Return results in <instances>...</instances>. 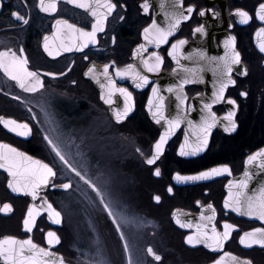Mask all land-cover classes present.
<instances>
[{"label": "flooded vegetation", "instance_id": "obj_1", "mask_svg": "<svg viewBox=\"0 0 264 264\" xmlns=\"http://www.w3.org/2000/svg\"><path fill=\"white\" fill-rule=\"evenodd\" d=\"M38 2L2 0L0 51L26 54L28 67L33 71L66 72V75L57 78L45 75V88L29 93L0 70V117L27 122L32 127L31 135L22 137L0 123V143L48 163L56 170L54 183L70 184V187L61 190L49 186L42 191L61 212L62 224H54L43 213L29 232L24 229L23 221L34 201L28 195L11 192L9 176L0 170V208L10 204L13 209L10 213L0 211V239L31 237L37 244L76 264H213L225 253L250 260L252 264H264V247H245L240 243L244 232L264 227L263 221L224 208L229 182L246 171L248 156L264 147V55L254 43L255 32L264 27V22L257 17L258 5L264 0H183L185 14L190 5L195 6V11L159 49L163 69L172 67L171 45L177 40L191 38L193 30L204 24L202 10L220 13L228 9L232 22L230 31L236 38L242 64L233 71L236 84L228 87L225 100L237 101L234 120L238 126L232 132L216 127L205 153L189 159L178 154L185 133L183 126L167 145L161 159L152 166L145 161L151 156V145L160 131L152 123L145 106L154 83L136 90L129 82H120L114 77L119 87L132 92L135 101L134 112L124 122L117 123L112 110L123 106V97L117 94L113 107L106 105L100 98L99 85L84 73L92 63L102 70L104 64L114 61V67L109 69L114 75L115 67L132 61L133 51L141 42L142 30L155 17V0H149L151 8L147 14L140 7L143 0H113L118 5L117 10L108 18L105 31L98 33V44H90L83 52L63 53L57 58L49 57L42 47L44 35L55 32V20L63 18L91 30L94 18L67 0H59L55 14L41 12ZM120 5H127L126 11ZM236 9L249 12L252 20L241 23ZM16 12L28 19V23L17 19L13 15ZM120 16L124 17L122 21ZM112 36H115V44ZM245 67L248 74L241 76ZM69 68L71 70L67 71ZM200 91L202 88L195 85L187 88L189 96ZM241 92L248 95L242 96ZM213 110L218 116L227 114V106L222 103ZM43 131L59 150V156L50 151ZM223 165L230 168V173L209 181L182 184L174 179L176 173L192 175ZM156 167L161 169L159 177L153 174ZM169 186L172 193L168 192ZM156 195L161 197L159 202L154 200ZM35 202L40 203V199ZM207 205L216 209L215 224L219 231H223L225 220L237 226L219 250L203 245L189 246L186 236L195 229L185 231L173 219L179 209L183 220L191 221L185 215L190 214L193 216L191 222L198 223L200 218L194 220V217H200L201 212L211 215ZM48 231L57 233L59 244H47ZM157 256H161V260H157ZM0 264L3 263L0 261Z\"/></svg>", "mask_w": 264, "mask_h": 264}, {"label": "snow or ice", "instance_id": "obj_2", "mask_svg": "<svg viewBox=\"0 0 264 264\" xmlns=\"http://www.w3.org/2000/svg\"><path fill=\"white\" fill-rule=\"evenodd\" d=\"M68 3L78 6L80 9L86 10L94 18V22L91 24V30L79 27L76 24L70 23L68 20L58 18L55 20V32L52 35H44L43 37V50L51 58H57L62 56L63 53H71L73 51L83 52L88 48L90 44H98V33L105 31L107 21L110 16L117 10V3L113 0H67ZM59 0H39L38 8L45 14H55L58 11ZM0 7H2V0H0ZM144 13H149L151 4L149 0H143L140 5ZM120 8L125 10L127 5H120ZM161 8L170 9L165 12V16L168 18L169 23L166 27H161L153 19L152 23L143 29L144 43L137 46L134 55L139 58V62L144 69L149 73H155L160 70L163 63V57L160 56L158 51H153L145 58L144 53L147 52L149 45H154L157 49L168 42V38L174 34L182 21L190 19V14L195 11V6L190 5L187 8L185 14L183 10V0H162ZM207 10H202L200 15H205ZM215 15V13H213ZM236 14L240 18V22L247 24L252 20V16L243 9H236ZM13 15L21 20L24 24L28 23V19H25L19 12L13 13ZM257 17L259 21L264 22V3H260L257 9ZM124 19L120 16V20ZM197 33H205L203 26H199L195 29ZM256 36L258 39V48L264 53V27H261ZM112 43L115 44V36H112ZM186 39L175 41L171 45L169 55L176 61L177 65L182 70V78L179 84L175 86H169L167 91L169 93H176L178 100L177 108L180 109L176 112L174 118H169L166 112L165 97L161 94L159 86L152 88L153 99L149 100L148 111L152 114L153 119L157 124L161 121H165L167 127L162 135L154 144V151L152 155L146 158V164L148 166L155 165L164 153L165 146L168 140L175 134V131L184 122L187 114V101L188 97L183 93L185 85L196 82H203L202 73L207 66H211L215 81L213 83V93L210 102H204L201 100L203 108L207 110V115L202 117L201 123L195 124L189 121V127L195 128V140L190 141L186 135L184 142L180 145L179 154L181 156H193L203 152L209 142V136L218 122L214 112L211 111L212 107L225 99V93L229 86H234L236 80L233 78V71L235 66L241 65L242 57L241 53L236 48L235 36H230L224 41L225 54L221 57H209L206 52H202L199 49L195 51L196 67L189 68L181 63V57L184 59H194L192 54L185 56L182 52V47L187 44ZM20 52L24 50L21 47ZM88 59L87 56L84 57ZM74 64L75 61H72ZM29 61L27 55H18L15 51L6 50L0 51V70L6 74L11 80L16 81L19 88L29 92L36 93L45 88L43 77L46 75L51 78H57L66 75V72L53 73L41 71H33L29 67ZM115 62L104 64L102 70L98 69L95 63H92L84 75L91 78L101 90V100L109 106L116 103L115 97L119 94L123 97V106L114 107L112 114L117 123L124 122L130 114L134 112L135 101L131 91L125 87H119L114 77L118 78H130L135 84L136 88H143L149 83V76L137 67L136 64H129L124 68L115 67L114 75L110 73L109 69L114 67ZM69 68L67 71H70ZM248 70L245 67L240 73L241 76H247ZM73 84L76 81H72ZM242 96H247V92H241ZM228 103L236 106L237 101L235 99H229ZM195 110V106H192ZM43 111V108L41 107ZM235 109L227 113L224 117L226 123L224 124V130L226 132H232L237 128V124L234 120ZM34 120L36 117L32 114ZM0 123H2L10 132L22 137H28L32 133V127L27 122H19L15 119H5L0 117ZM39 124V120H36ZM54 130V128H53ZM43 137L49 146V149L54 155L59 156V150L52 142L46 132L43 131ZM139 151V150H138ZM143 155V153H141ZM259 161V168L264 170V149L248 156L247 164L253 165L254 162ZM0 169H5L10 176L8 180V187L16 193H24L30 195L33 201L40 199V194L44 189L51 186L53 189L67 190L69 185H56L54 183L57 177L54 167L45 163L42 160L35 159L28 156L26 153L20 152L18 149L11 145L0 143ZM230 168L227 165L213 167L205 171L193 175H181L176 173L174 179L178 183H186L189 181H206L213 177L220 176L223 173H230ZM155 176L161 175V169L156 167L154 169ZM254 179V175L251 171L244 173V178L236 181L229 182L228 196L224 201V208L230 209L235 213L250 218H258L260 221H264V184L258 187L254 191H249L250 184ZM168 192L172 193L171 186L168 188ZM154 200L159 202L161 197L159 195L154 196ZM197 203H200L199 201ZM202 207H204L202 205ZM207 210H210L211 215L205 216L204 212H201L200 222L193 224L191 221H185L182 219L180 210L177 209L174 214V220L181 228L192 229L195 231L186 236V243L191 246H197L204 244L208 249L219 250L222 249L224 243L231 237V233L236 229V225L229 223L227 220L223 221V231H219L216 227L215 220L217 217L216 209L213 205H207ZM10 204H5L0 211L4 213H10L12 211ZM44 212L48 213V219L56 225L62 224V214L58 211L51 202L47 201L46 197L42 200V203L38 206L33 203L26 214V218L23 221V226L26 231H31L36 223V219ZM47 244L54 246L59 244V236L54 231H48ZM241 245L245 247H252L259 245L264 247V227L255 228L251 231L244 232L240 237ZM54 256V253L50 248L40 247L31 237L27 239H19L14 236H6L0 239V261L3 264H62V258L58 261L49 259ZM226 258H230L228 264H252L250 260L241 262L237 257L231 253H225L224 256L215 260L213 264H226ZM157 260H161V256L156 257Z\"/></svg>", "mask_w": 264, "mask_h": 264}, {"label": "water", "instance_id": "obj_3", "mask_svg": "<svg viewBox=\"0 0 264 264\" xmlns=\"http://www.w3.org/2000/svg\"><path fill=\"white\" fill-rule=\"evenodd\" d=\"M161 3H162V0H156V11H155V17H154V19L156 20V22H157L158 25H160L161 27H166L167 24L169 23V20L165 16V12L166 11H170V9L161 8ZM213 13H215V15ZM202 16H203L204 24L201 25V26L204 27L206 34L195 32V29H196L195 28L193 30L192 37L191 38H185L188 41V43L185 44L182 47V52H183V54L185 56H187L189 54H192L193 57H194V59H192V60L184 59L183 57H181V63L184 64V65H186L189 68H193V67H196L197 66L196 60H195V51L197 49H199L202 52H206L209 57H221V56H223L225 54V51H226V49L224 48V41L228 37L234 36L233 33H231V31H230V29L232 28V22H231V20L229 18L228 9H225V10L223 9L222 12H220V13H218V12H212V11H206V14L205 15H202ZM256 33L254 35V43H255V46H256L257 50L261 54L264 55V53H262L259 50V48H258V39L259 38L256 36ZM142 43H144V40H143V31H142V35H141V42L138 45H140ZM137 46L135 47V49L133 51L132 61L129 64H136L137 67L140 68L144 72L145 75L149 76V83L153 82L154 83L153 87H155L157 85L159 86V89H160L161 94L165 97V104H166V112H165V114L169 118H174L175 115H176V112L178 110H180V109L177 108L178 100L176 98V93L175 92L169 93L167 91V89H168L169 86H175V85L179 84L180 79L182 78V70L177 65L176 61L169 55L170 59L172 60V68L170 70H163V63H162V65L160 67V70L158 72H155V73H149V72H147V70L144 69L142 67V65L140 64L139 58H137L134 55ZM162 46H163V44L157 49L154 45H149L148 46V49H147V52H148V50H153V51H158L159 52V49ZM170 50H171V48H170ZM147 52L144 53V57L145 58H147L150 55V53L147 54ZM159 54H160V56H162L160 52H159ZM129 64H127V65H129ZM127 65H125V66H127ZM125 66L119 67V68H124ZM239 67H240V65L235 66L234 70H237ZM202 78H203V82L190 83V84H187V85L184 86L183 93H185L187 95V97H188V101H187V114L185 116L184 122L175 131V134L173 136H171V138L168 140V143L166 144L165 149H166L167 145L170 143V141L173 139V137L176 135V133L178 132V130L181 127H183V126L185 127V133H184L183 141L181 142V144L184 142V138H185L186 135L189 137L190 141H194L195 140V128L194 127H191V128L189 127V121H192L195 124H199V123H201L202 117L205 116V115H207V110H205L203 108V105L201 104V100H203L204 102H210V100L212 99V93L214 91V89H213V83L215 81V78H214L213 72L211 70V66H207L205 68V70L202 73ZM117 79L120 82H125V81L129 82L130 85L133 88H135L136 90H143L149 84L148 83L143 88H136L135 87V84L133 83V81L130 78H118L117 77ZM194 85L201 87L202 88V91H200L198 93H195L192 96H189L188 93H187V88L190 87V86H194ZM152 88H151V91H150V95L148 97V100L146 102L145 108H146V112H147L149 118L151 119V121L153 122V124L160 131L159 136L157 138V140H158L159 137H160V135L163 134V132H164L165 128L167 127V125H166V122L165 121H161V123L157 124L155 122V120L153 119L152 114L148 111L149 100L150 99H153V97H152ZM226 92H227V90H226ZM225 95H226V93H225ZM221 103L222 104H225L227 106V113H229L230 111H233L235 109L234 107H236L234 105H230V103H228V100H225L224 99L223 101L215 104L212 107L211 111L215 113V111L213 110V108L216 105L221 104ZM193 105L195 106V110L192 109V106ZM232 106H233V109L231 108ZM112 107H113V105H112ZM235 113H236V110H235ZM215 115H216L217 120H218V122L216 124V127H224V124L226 123V121L224 120V117L227 114H225L223 116H218L215 113ZM234 119H235V116H234ZM216 127H214L212 129V131L210 133V136H209L208 145H207L206 149L203 152H201V153H199L197 155H193V156H181L179 154V150H178V154L181 157L185 158V159L195 158V157L201 156L207 150V148L209 146V143H210L211 134H212L213 130ZM155 142L151 145V155H152V153L154 151V147L153 146H154ZM261 149H264V147H262ZM261 149H259V150H261ZM258 151H256V152H258ZM164 152H165V150H164ZM0 170H2L5 173H7V171L5 169H0ZM206 170H208V169H206ZM246 171H251L253 173V175H254V179L252 180V182L250 184L249 191H254V190L258 189L259 186H261L262 184H264V170H261L259 168V161L254 162L253 165H248ZM246 171H244V173ZM244 173L242 175L237 176L235 179H232V181H236V180L243 179L244 178ZM7 175L9 176L8 173H7ZM220 176L213 177V178H211L209 180L215 179V178L220 177ZM9 179H10V176H9ZM209 180H206V181H209ZM199 182H203V181H189V182L182 183V184H195V183H199ZM11 192H13V191L11 190ZM13 193L14 194H17V195H27V194H24V193H16V192H13ZM28 196H30V195H28ZM45 197L46 196H43V194L41 192V194H40V203H37V202L34 201V202H32L30 204V206L33 203H35V204H37L39 206L42 203V200ZM30 198H31V196H30ZM32 201H33V199H32ZM44 213L48 215L47 212H44ZM208 214H210V212H208ZM185 215L188 216V218H189L188 220H191L192 221L191 218L193 216H190V214H185ZM196 218H200V217H194V220H197ZM173 219H174V214H173ZM263 223H264V221H263ZM177 226L179 228H181L179 225H177ZM181 229H183L185 231L189 230V229H186V228H181ZM34 243H36V242H34ZM37 245H39V244H37ZM201 245L206 246L204 244H201ZM39 246L40 247H43L41 245H39ZM189 246H191V245H189ZM53 253H54V256L51 257V258H49V259L58 261L59 258H62V264H76L74 262H71V261L65 259V257H63L61 254H58V253H55V252H53ZM233 256H235V255H233ZM235 257H237V256H235ZM237 258L241 262H243V261L246 260V259H241L239 257H237ZM229 260H230V258H226V264H228ZM1 263H3V261H1Z\"/></svg>", "mask_w": 264, "mask_h": 264}, {"label": "rangeland", "instance_id": "obj_4", "mask_svg": "<svg viewBox=\"0 0 264 264\" xmlns=\"http://www.w3.org/2000/svg\"><path fill=\"white\" fill-rule=\"evenodd\" d=\"M255 101V100H254ZM262 103H264V99L262 100Z\"/></svg>", "mask_w": 264, "mask_h": 264}, {"label": "bare ground", "instance_id": "obj_5", "mask_svg": "<svg viewBox=\"0 0 264 264\" xmlns=\"http://www.w3.org/2000/svg\"><path fill=\"white\" fill-rule=\"evenodd\" d=\"M147 144V143H146Z\"/></svg>", "mask_w": 264, "mask_h": 264}]
</instances>
